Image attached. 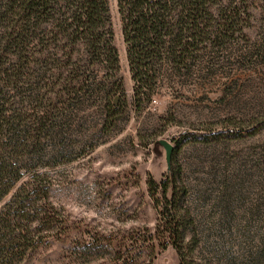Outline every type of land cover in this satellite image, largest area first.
Here are the masks:
<instances>
[{"label": "rangeland", "instance_id": "obj_1", "mask_svg": "<svg viewBox=\"0 0 264 264\" xmlns=\"http://www.w3.org/2000/svg\"><path fill=\"white\" fill-rule=\"evenodd\" d=\"M109 3L124 88L112 96L115 113L107 122L111 109L103 91L90 95L86 88L88 93L69 101L55 96L48 128L54 139L43 141L38 187H26L38 190L19 219L28 239L15 257L0 252V264H78L76 242L99 235L118 246L109 248L112 258L93 256L87 264H116L112 260L119 248L128 264H180L172 245H159V216L148 192L149 177L161 182L170 175L161 140L175 147L179 181L188 187L187 221L194 225L189 224L187 239L197 235L195 255L205 264H264L258 253L264 237V2L253 5L247 24L224 42L214 43L212 35L211 43L194 50L189 72H166L170 77L142 110L134 100L118 0ZM218 17H212L213 25ZM95 69L107 86L105 68ZM80 70L91 75L92 66ZM27 83L24 113L37 115L47 103L29 95L46 90L38 81ZM252 129L256 132L249 135ZM217 131L242 137L203 138ZM29 174L23 170L0 200V211L7 212L13 195L31 183ZM44 201L55 212L43 225L39 208Z\"/></svg>", "mask_w": 264, "mask_h": 264}, {"label": "trees", "instance_id": "obj_2", "mask_svg": "<svg viewBox=\"0 0 264 264\" xmlns=\"http://www.w3.org/2000/svg\"><path fill=\"white\" fill-rule=\"evenodd\" d=\"M263 2L118 0L137 108L142 110L151 102L160 82L170 77L166 72L172 76L189 72L194 50L203 43H211L212 35L214 43L224 42L229 34L247 24L252 6ZM214 15L219 16L215 25L212 24ZM86 65L92 66L91 75L80 70ZM94 66L105 68L107 86L100 82ZM119 71L120 57L114 45L109 0H0V200L23 170L30 173L32 180L13 195L6 205L7 212L0 211V233L7 232L0 240L3 244L0 252L15 257L21 243L27 242L28 235L22 233L19 219L25 214L26 202L38 190L26 187H38L42 156L47 143L54 139L48 128L50 119L55 116L51 108L55 96L63 95L69 101L88 93L86 88L91 91L90 95L103 91L106 106L111 109L107 113L108 122L115 113L111 108L112 96L124 91ZM28 80L38 81L39 88L46 90L45 95H29L47 103L37 115L24 113V95L27 96L24 89L26 85L31 86ZM228 122L234 121L228 119ZM255 132L256 129H252L249 135ZM240 137L242 133L224 131L203 136L207 142ZM44 140L47 143H43ZM173 156L174 152L166 179L158 182L151 176L147 181L159 216L156 230L162 240L159 245L162 249L172 245L180 264H205L194 253L195 232L187 239L192 226L189 224L194 225V221H187L190 215V208L185 205L188 187L179 181L181 167ZM42 205L39 220L44 225L52 221L55 211L53 207L46 209L48 201ZM99 236L76 242L73 253L78 264L91 263L88 258L93 256H97L96 260L112 258L108 250L118 245L109 236ZM262 241L258 253L264 259V237ZM117 250L112 261L128 264L121 255V248Z\"/></svg>", "mask_w": 264, "mask_h": 264}, {"label": "water", "instance_id": "obj_3", "mask_svg": "<svg viewBox=\"0 0 264 264\" xmlns=\"http://www.w3.org/2000/svg\"><path fill=\"white\" fill-rule=\"evenodd\" d=\"M161 144L165 147L166 149V153H167V162H168V166L170 168L171 166V159H172V155H173V151H174V146L168 142L167 140H161L160 141Z\"/></svg>", "mask_w": 264, "mask_h": 264}]
</instances>
